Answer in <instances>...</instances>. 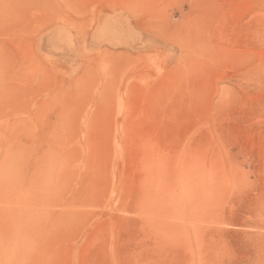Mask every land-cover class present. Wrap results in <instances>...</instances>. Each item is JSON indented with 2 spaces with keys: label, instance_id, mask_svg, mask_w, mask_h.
<instances>
[{
  "label": "rangeland",
  "instance_id": "obj_1",
  "mask_svg": "<svg viewBox=\"0 0 264 264\" xmlns=\"http://www.w3.org/2000/svg\"><path fill=\"white\" fill-rule=\"evenodd\" d=\"M0 264H264V0H0Z\"/></svg>",
  "mask_w": 264,
  "mask_h": 264
},
{
  "label": "bare ground",
  "instance_id": "obj_2",
  "mask_svg": "<svg viewBox=\"0 0 264 264\" xmlns=\"http://www.w3.org/2000/svg\"><path fill=\"white\" fill-rule=\"evenodd\" d=\"M191 166V165H190ZM192 167V166H191ZM192 169V168H191ZM181 170V169H180ZM186 170V169H185ZM184 170V171H185ZM184 171L182 172V174L184 173ZM191 171V170H190ZM192 173V172H191ZM177 175V174H176ZM186 175V177H187V174H185ZM180 176H183V175H180ZM188 177H189V175H188ZM192 177V176H191ZM182 179V178H181ZM189 180V179H188ZM182 181V180H181ZM185 181V180H184ZM189 181H191V180H189ZM186 182V181H185ZM180 183V182H179ZM189 183V182H188ZM181 184V183H180ZM190 184H192V183H190ZM182 185V184H181ZM184 185V184H183ZM181 187H183V186H181ZM25 214V213H24ZM23 214V215H24ZM27 215V214H26ZM34 219H35V217H34ZM37 219V218H36ZM30 220V219H29ZM28 220V221H29ZM31 220H33L32 218H31ZM16 221V220H15ZM14 223V222H13ZM29 223V222H28ZM22 233H23V231H22ZM18 234V233H17ZM21 237V236H20ZM8 244V243H7ZM7 246V245H6ZM17 246H19V245H17ZM21 248V247H20ZM15 249V248H14ZM15 253V252H14Z\"/></svg>",
  "mask_w": 264,
  "mask_h": 264
}]
</instances>
